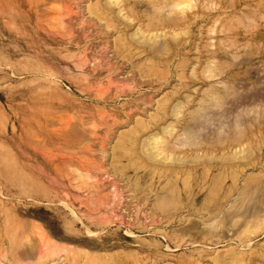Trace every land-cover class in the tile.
Here are the masks:
<instances>
[{
    "label": "rangeland",
    "instance_id": "rangeland-1",
    "mask_svg": "<svg viewBox=\"0 0 264 264\" xmlns=\"http://www.w3.org/2000/svg\"><path fill=\"white\" fill-rule=\"evenodd\" d=\"M58 263L264 264V0H0V264Z\"/></svg>",
    "mask_w": 264,
    "mask_h": 264
},
{
    "label": "bare ground",
    "instance_id": "bare-ground-1",
    "mask_svg": "<svg viewBox=\"0 0 264 264\" xmlns=\"http://www.w3.org/2000/svg\"><path fill=\"white\" fill-rule=\"evenodd\" d=\"M110 2V1H109ZM111 3V2H110ZM114 3V2H113ZM152 139V138H151ZM154 139V138H153ZM157 141V140H156ZM157 144V143H156ZM124 152V151H123ZM126 152V151H125ZM159 155V154H158ZM155 156H156V154H155ZM10 221V220H9ZM8 221V222H9ZM15 225V224H14ZM17 225V224H16ZM38 226V225H37ZM31 227V226H30ZM9 228V227H8ZM34 228V227H33ZM23 229V228H22ZM31 229V228H30ZM21 230V229H20ZM40 230V229H39ZM16 231V230H15ZM27 231V230H26ZM32 233V232H31ZM29 234H27V236H28ZM25 236V235H24ZM47 238V237H46ZM25 240V239H24ZM26 241V240H25ZM24 243V242H23ZM48 245V244H47ZM28 246V245H27ZM58 248V247H57ZM15 249V248H14ZM51 249V248H50ZM56 249V248H55ZM60 250V249H59ZM64 250V249H63ZM3 251V250H2ZM48 251V250H47ZM43 254V253H42ZM52 254V253H51ZM61 254V253H60ZM38 255V254H37ZM41 255V254H40ZM49 255V254H48ZM17 256V255H16ZM37 260V259H36ZM62 261V260H61ZM23 262V261H22ZM59 264V263H58Z\"/></svg>",
    "mask_w": 264,
    "mask_h": 264
}]
</instances>
